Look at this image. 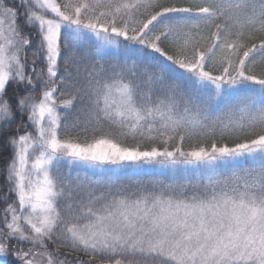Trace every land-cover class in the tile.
<instances>
[{
    "label": "snow or ice",
    "instance_id": "6c2138e0",
    "mask_svg": "<svg viewBox=\"0 0 264 264\" xmlns=\"http://www.w3.org/2000/svg\"><path fill=\"white\" fill-rule=\"evenodd\" d=\"M0 142V264H264V0H0Z\"/></svg>",
    "mask_w": 264,
    "mask_h": 264
},
{
    "label": "trees",
    "instance_id": "16d2710c",
    "mask_svg": "<svg viewBox=\"0 0 264 264\" xmlns=\"http://www.w3.org/2000/svg\"><path fill=\"white\" fill-rule=\"evenodd\" d=\"M62 64H63V61H61V65H62ZM10 154H11V151H10V153H8V152L4 149V155H5V156H9ZM65 169L67 170L66 167H65ZM136 179H140V180H142V181L147 182V181L152 180V179H157V176H156L155 174H149V175H146V174L144 173V174L138 176ZM1 185H4V177H3L2 174H0V188H2ZM0 195H2V193H0ZM3 206H4L3 203H0V208H2Z\"/></svg>",
    "mask_w": 264,
    "mask_h": 264
},
{
    "label": "rangeland",
    "instance_id": "374dc122",
    "mask_svg": "<svg viewBox=\"0 0 264 264\" xmlns=\"http://www.w3.org/2000/svg\"><path fill=\"white\" fill-rule=\"evenodd\" d=\"M6 2L7 3H11V0H6ZM20 23L21 24H23V21L21 20L20 21ZM13 127L15 128V125H13ZM0 145H2V142H0ZM5 150L8 152V153H10V149H7V148H5ZM66 167V166H65ZM67 168V167H66ZM66 170V169H65ZM145 174L146 175H149V174H155L156 176H157V178H160V176H159V170L158 169H156V170H148V171H146L145 172ZM137 177H133V179H136ZM3 185H1V187H2Z\"/></svg>",
    "mask_w": 264,
    "mask_h": 264
}]
</instances>
